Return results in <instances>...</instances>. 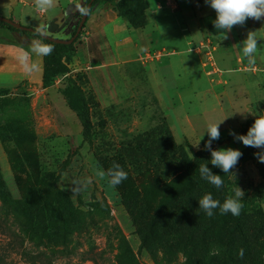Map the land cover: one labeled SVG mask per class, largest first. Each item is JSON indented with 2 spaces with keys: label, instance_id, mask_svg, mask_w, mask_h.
I'll use <instances>...</instances> for the list:
<instances>
[{
  "label": "rangeland",
  "instance_id": "1",
  "mask_svg": "<svg viewBox=\"0 0 264 264\" xmlns=\"http://www.w3.org/2000/svg\"><path fill=\"white\" fill-rule=\"evenodd\" d=\"M10 1L0 0V6ZM12 1L13 16L22 12L20 23L30 20L34 27L58 10L54 4L48 12L39 14L35 0H23L24 6L18 0ZM85 1L65 14L61 22L48 20V29L59 33L47 34L69 38L84 11ZM183 7L188 9L186 4ZM193 7L199 9L195 4ZM91 9L92 6L90 13ZM212 10L203 4L202 21L215 20ZM11 20L19 22L17 18ZM260 21L248 19L244 25L234 26L226 33V39L221 34L213 37L208 26L203 28L204 46L186 54L195 60L193 72L186 77L182 70L175 77L160 71L159 65L166 55L155 39L133 60L103 62L102 51L116 54L111 46V51L98 52V61L90 63L78 55V49L83 54L82 43L88 35L83 27L74 42L75 51L60 59L67 70L54 72L50 85L43 87L41 80H26L1 89L0 264H117L115 227L126 236L137 264H155L135 232L125 199L140 196L143 191L149 197L164 194L162 186L153 183L156 157L150 154L151 148L162 144L164 126L181 146L178 151L189 156L201 153L209 161L210 152L204 148L208 136L203 132L208 122L225 117L219 125L220 138L212 141V148L238 149L242 156L232 170L235 179L214 168L223 178L225 196L234 195L236 186L244 192L241 213L221 215L217 209L209 217L199 207H174L176 218L172 217L170 223L186 224V214L191 222H201L193 227L186 245L172 249L168 263L206 264L210 258L228 255L241 264H264V163L255 155L264 149L246 147L229 134H246L254 119L264 115V72L258 69L264 61L257 53V69H250L240 46L247 32L254 31ZM256 36L262 49L261 37ZM179 77L176 83L174 79ZM202 89L203 96L197 100L196 92ZM81 96L87 103L88 128L82 126L78 115ZM203 100L208 111L193 114V107L198 110ZM220 105L228 116L217 114ZM174 156L177 159L172 160L171 176L184 171L178 166L182 154ZM114 161L127 172V179L111 188L106 179L96 177L95 169L107 171ZM156 171L163 174L165 170ZM74 179L86 182L78 194L71 191ZM177 184L178 190H185L184 181ZM59 192L68 195L88 227L85 233L73 236L66 250L37 246L28 230V221L41 216L46 202L54 204V198L59 196V207H67Z\"/></svg>",
  "mask_w": 264,
  "mask_h": 264
},
{
  "label": "trees",
  "instance_id": "2",
  "mask_svg": "<svg viewBox=\"0 0 264 264\" xmlns=\"http://www.w3.org/2000/svg\"><path fill=\"white\" fill-rule=\"evenodd\" d=\"M88 1L89 0L85 1L84 9ZM113 1L114 0H93L91 6L98 2ZM147 7V0H117L113 3V8L116 10L117 15L126 19L133 28H143L147 24L145 14ZM85 24L86 21L82 25V28L85 27ZM0 26L16 31L21 35L27 37L33 36L43 40L45 43L53 44L54 51L52 54L42 57L41 81L43 87H47L51 84L50 76H52L54 72H64L67 70L68 67L61 63L60 59L64 54L75 51L74 42L79 39L81 33L80 31L75 35V29L70 36L73 37L70 43H57L49 38H45L36 28L30 25L21 24V27L17 28L0 19ZM207 28L213 35L220 34V30L214 28L213 21L208 24ZM24 47L29 48L28 43H25ZM1 89L3 88H0V90ZM80 100L81 106L78 115L82 126L88 128L90 127V119L88 116L87 103L82 96ZM244 132L245 130H243V133ZM161 133L164 135L162 144L151 148L150 154L156 157V165H153L155 166L153 168L155 172L152 177L153 183L158 186L161 185L164 194H155L153 197H149L148 193L143 191L140 196L128 197L125 201L127 202V210L135 226V232L139 235L142 245L147 248L154 263L161 264L166 260V264H169V255L172 249H179L182 245H186V241L189 239L190 235L193 234L194 228L196 227L195 225H199L201 222L200 219H197V223L191 222L189 215L186 214L185 220L183 221L186 224L181 223L176 225V223H170V219L175 217L173 216L174 207H199L197 201L206 193H211L214 199L220 200L221 202H223L226 196L223 187L217 189L200 177L199 166L209 163L208 159H206L203 154L195 153L189 156L182 151H178V149L182 148L173 141L168 127L164 126ZM177 153L182 154L178 166L184 168V171L171 176L170 166H172V160L175 158L174 154L176 155ZM177 157L175 159H177ZM178 166L176 168H179ZM208 166L213 173L217 174L214 167L210 164ZM156 170H165L163 171L164 175ZM181 180L186 184L185 190H178L177 188V183ZM59 195L63 196V201L67 204V207H59L61 198L59 199V196H57L54 198V204L53 202H46L43 213L36 221H28L30 238L37 246L60 247V250H66L69 248L73 236L88 231L86 223L82 221V213L72 206L68 195L63 192H59ZM149 201H151V204H148ZM222 222H226V217L222 219ZM190 224L194 225L189 226ZM175 225L177 226L176 228ZM208 228L209 227H207L206 230ZM170 238L174 240H170ZM115 249L117 264H137V259L126 236L118 227H115ZM214 261H217V263H214ZM208 263L241 264L239 260H235L232 256L228 255L210 258L206 264Z\"/></svg>",
  "mask_w": 264,
  "mask_h": 264
},
{
  "label": "crops",
  "instance_id": "3",
  "mask_svg": "<svg viewBox=\"0 0 264 264\" xmlns=\"http://www.w3.org/2000/svg\"><path fill=\"white\" fill-rule=\"evenodd\" d=\"M115 1L117 0L113 2H98L92 6L91 13L89 12L90 15H88L89 17L86 20L85 29L88 35L86 36L85 43H82V50H84L83 54H81L82 52L78 49L80 58L88 60L90 63L98 61V52L104 49L111 51L110 47L112 46L115 47L116 54L111 53L110 55L108 51H102L101 60L103 62L133 60L142 50L149 48L155 39L166 55V58L159 65L160 71H165L168 76L171 74L173 77H175V75L180 76L177 73L180 70L186 74L185 77L191 71L193 72L195 60L192 59L190 55L186 54L198 49L204 36L203 28L207 27L208 22H210V20L202 21L204 17L202 8L205 1L147 0L148 7L145 10L147 24L143 28H133L126 19L118 16L116 10L113 8V3ZM18 2L22 3L23 6L26 3L23 0H18ZM80 2L81 0H55V5L58 8L56 14L48 19H44L35 27H32L37 29L40 25H46L47 21L50 19L61 22L64 20L65 14H69V12L73 10L75 11L76 6L79 5ZM12 4L13 1L11 0L9 4L0 6V11L2 10L6 13L4 15L0 12V15L12 19L17 18L19 21L18 23H20L23 13L17 12V16L14 17V14H12ZM29 4L32 5L31 2ZM184 4L188 5V9L183 7ZM193 4L198 6L199 9L195 10ZM165 9L168 10L165 11ZM38 13L41 14L39 11ZM24 23L26 24L23 25L30 26L35 24L30 20ZM261 29H264V19L257 22L254 27L256 34H259L261 37L260 42L263 47L262 49L258 47L257 53L259 54V58L264 61V33ZM47 33L57 35L59 32L50 31L48 29ZM209 34L211 33L209 32ZM211 35L213 37L216 36L213 34ZM32 40L40 39L27 37L16 31L0 26V88L13 87L26 80H34L36 82L41 80L42 57L35 55L31 57V62L35 63L37 66L36 71L32 74H25L16 60L20 48H24L25 50L29 49L25 48L24 44L28 43L30 47V42ZM107 53L108 55H106ZM169 80L167 79V81ZM174 80L177 83L180 77ZM204 90L202 89L196 92L199 94L197 100L203 96L200 95V93L204 92ZM203 94L205 95L206 91ZM198 107V110L193 107V114L197 112L199 115H202L203 111H208L207 102H204V100ZM216 111L217 114L221 113L223 116H228L226 110L221 105Z\"/></svg>",
  "mask_w": 264,
  "mask_h": 264
},
{
  "label": "clouds",
  "instance_id": "4",
  "mask_svg": "<svg viewBox=\"0 0 264 264\" xmlns=\"http://www.w3.org/2000/svg\"><path fill=\"white\" fill-rule=\"evenodd\" d=\"M205 3L215 12L213 25L215 29L220 30L222 39L227 38L226 33L231 31L234 26H242L248 19H264V0H205ZM54 4L55 0H35L36 9L41 13L48 12L54 7ZM47 30V25H40L37 28V31L42 35H46ZM240 46L248 64L254 65L259 46L256 32L248 31L246 38L241 42ZM53 51V44L45 43L43 40H32L29 49L20 48L16 60L25 74H32L36 71L37 66L31 62V57L33 55L38 57L49 56ZM225 118L218 121H210L206 124L203 134L207 133L208 140L205 142L204 148L210 152V160L208 164H201L199 166L200 177L217 189L223 187L224 181L222 176L213 173L208 165L210 164L212 167L219 168L223 173H230L235 179L232 170L242 156V153L238 149L230 147L212 148V141L219 140L220 138L219 125ZM203 134L200 140L203 138ZM229 134L233 136L234 140L241 142L246 147L264 149V115L254 119L246 134H237L231 131ZM255 155L259 162L264 163V151L255 153ZM95 175L100 180L106 179L107 184L111 188H115L127 179V172L115 161L107 171L101 167H97ZM71 185L73 186L71 188L73 194H78L86 187V182L74 179L71 181ZM243 197L244 192L236 186L234 195L226 196L223 202L214 199L211 193L204 194L197 202L199 208L209 217H212L217 209L221 215L230 213L233 216H238L243 207L241 203ZM240 254H243V250H241Z\"/></svg>",
  "mask_w": 264,
  "mask_h": 264
},
{
  "label": "water",
  "instance_id": "5",
  "mask_svg": "<svg viewBox=\"0 0 264 264\" xmlns=\"http://www.w3.org/2000/svg\"><path fill=\"white\" fill-rule=\"evenodd\" d=\"M93 0H89L88 3L86 4V7L80 17L79 23L77 25L76 31H75V35H77L81 29H82V25L84 24V22L86 21L90 8H91V4H92ZM0 19H2L3 21L10 23L11 25L19 28L21 27V24L18 22H15L13 20H11L10 18L4 17V16H0ZM45 38H49L50 40L57 42V43H70L73 39V37H70L68 39H63V38H59V37H54V36H50L48 34L43 35Z\"/></svg>",
  "mask_w": 264,
  "mask_h": 264
},
{
  "label": "built area",
  "instance_id": "6",
  "mask_svg": "<svg viewBox=\"0 0 264 264\" xmlns=\"http://www.w3.org/2000/svg\"><path fill=\"white\" fill-rule=\"evenodd\" d=\"M200 46H204V43H200V44H199V47H200ZM208 54L210 55V53H208ZM209 58H211V55L209 56ZM249 68H250V69H253V70H256V69H257V66H255V65H251V66H249ZM239 69H240V68H239ZM258 69L264 72V66L261 67V68H258Z\"/></svg>",
  "mask_w": 264,
  "mask_h": 264
}]
</instances>
